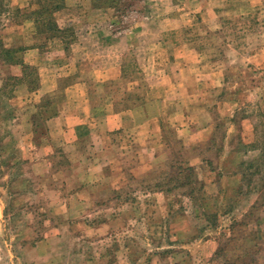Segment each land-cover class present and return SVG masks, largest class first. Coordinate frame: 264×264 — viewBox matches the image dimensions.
Returning <instances> with one entry per match:
<instances>
[{
	"label": "rangeland",
	"instance_id": "rangeland-1",
	"mask_svg": "<svg viewBox=\"0 0 264 264\" xmlns=\"http://www.w3.org/2000/svg\"><path fill=\"white\" fill-rule=\"evenodd\" d=\"M49 1L0 0V264H264V0Z\"/></svg>",
	"mask_w": 264,
	"mask_h": 264
},
{
	"label": "crops",
	"instance_id": "crops-1",
	"mask_svg": "<svg viewBox=\"0 0 264 264\" xmlns=\"http://www.w3.org/2000/svg\"><path fill=\"white\" fill-rule=\"evenodd\" d=\"M82 43L79 41L76 42V44H74L73 46H77L78 50H80V45ZM72 46V47H73ZM90 46V45H89ZM92 50V55L93 57H97L102 55L103 52H106L109 48H104V50H101V47H91ZM99 50L98 53H96V50ZM76 50V48L74 47L73 51ZM65 50H63L64 52ZM72 48H71V52H68L65 62H64V67L67 66L70 68L71 71H69L68 73H66V75L68 77L71 76H75L77 74H80V76H77V78H74L68 85H67V89L71 90L73 92H75L78 88L81 89L80 93L78 94L79 96L82 94L85 97L89 96V92L91 91V85L93 83L92 80H88V78H85L83 75L82 71V60L80 59H71V55H73ZM117 51V50H115ZM69 55V58H68ZM102 57V56H101ZM103 60H106V58L101 59V62ZM73 61L74 62L73 64ZM91 64L93 65V61H91ZM72 65H74L72 67ZM72 67V68H71ZM109 70H111L112 66L107 67ZM93 69V68H91ZM94 70V69H93ZM96 71V69H95ZM101 72V70H100ZM65 75V74H63ZM108 78V77H107ZM97 82H100L101 79L98 78ZM105 80V78L103 79ZM103 83V81H101ZM95 84V83H94ZM77 94V93H75ZM43 95V93L41 94ZM88 102V100H87ZM112 103V102H111ZM108 113L106 114V118H105V123H108L107 125V130L111 131L113 130L114 132H123V129L125 128V117L128 114V116L130 117H134L135 115H132V109L131 108H127V109H123V110H115L114 109V104L110 105V108L108 109ZM95 114V113H94ZM92 113V109L91 107L87 104L86 108H82V109H78V112L75 114L70 115L71 117H75L74 120H68L71 117H69L68 113L66 112V110L61 111L60 113H57L51 117H49V119L47 120V122L49 123V126H51V131L54 132V130H57V132L59 133V131L61 130V133H73L75 135H79V137L82 136H86V134H93L95 131V127L93 126V124L96 126V123L93 122L96 118V116ZM73 119V118H72ZM115 120V122H114ZM93 122V123H92ZM97 122V121H96ZM113 122V123H112ZM55 125V127H54ZM113 128V129H112ZM122 128V129H121ZM111 129V130H110ZM97 131V130H96ZM108 132V131H106ZM77 136L75 138H77Z\"/></svg>",
	"mask_w": 264,
	"mask_h": 264
},
{
	"label": "trees",
	"instance_id": "trees-1",
	"mask_svg": "<svg viewBox=\"0 0 264 264\" xmlns=\"http://www.w3.org/2000/svg\"><path fill=\"white\" fill-rule=\"evenodd\" d=\"M51 1V0H50ZM49 1V2H50ZM48 2V3H49ZM53 4L52 5H48V3H43V5L41 6L40 10L38 11V19L40 22L48 23L49 27L54 30V32H59V31H63L64 33H67L69 31L64 30H60L61 28L59 27V25L57 24V22L55 21L54 16L53 15V11L59 8H62L63 6V0L59 1V0H53ZM103 2H109V6H115V0H103ZM50 12V13H48ZM46 18H48V22H46ZM44 25V24H43ZM66 29H69L68 27ZM56 35V34H53ZM72 36V35H71ZM51 36H48V38ZM14 49L13 48H6L3 49V53L7 56V58H9L10 60L17 62V57H14L12 53H14ZM29 67V66H27Z\"/></svg>",
	"mask_w": 264,
	"mask_h": 264
}]
</instances>
